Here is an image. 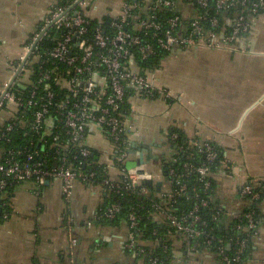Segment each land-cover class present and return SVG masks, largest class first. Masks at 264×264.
<instances>
[{"label":"built area","instance_id":"2783aa9c","mask_svg":"<svg viewBox=\"0 0 264 264\" xmlns=\"http://www.w3.org/2000/svg\"><path fill=\"white\" fill-rule=\"evenodd\" d=\"M96 2L58 0L53 4L29 36L20 60L12 65V79L16 75L17 79L13 84L11 79L0 94V193L28 183L39 196L47 181L61 182L71 251L78 244L71 215L77 182L101 187L109 196L136 193L143 182H158V176L147 163L127 167L133 157L135 131L130 123L133 100L175 99L171 90L158 85L157 69L145 67L143 63L159 51L165 54L175 49L237 51L238 42L248 36L256 18L264 15V0H216L215 15L210 17L206 11L208 0H195V3L192 0H124L116 15L108 12L111 20L106 24L103 20L97 22ZM179 5L184 6L181 14L174 12ZM188 6L199 13L190 23L186 22L191 14L184 12ZM231 9L241 10L235 20L227 17ZM169 12L160 21L159 15ZM223 20L230 22L228 28L222 25ZM204 21L209 22V28L203 25ZM15 85L26 88V94L18 95L13 89ZM28 124L33 138L27 147L9 148L14 133ZM97 131L110 143V152L105 158L96 156L90 169L85 171L89 159L95 156L88 141ZM21 134L28 135L25 131ZM165 139L169 147L178 148L179 134L167 131ZM188 144L200 146L206 161L200 166L186 162L182 173L170 169L167 178L163 176L169 188L156 195L168 206L163 208L154 203L155 212L150 217L169 226V236H178L188 252L209 250L218 256L220 264H243L241 255L245 245L258 236L264 225V214L257 220L255 211H246L227 223L229 213L209 199L214 192L209 166L218 159L219 153L208 141L199 145L198 139H188ZM28 146H37L38 150L29 151ZM182 148L176 149V155L182 153ZM185 154L187 159L192 158L191 153ZM177 161L178 156L170 157L169 162ZM97 167L104 172L102 180H97ZM190 175L198 176L205 198L199 206L178 216L169 210V203L186 194ZM240 193L250 201H259L264 196V181L250 178ZM140 194L150 195L145 188ZM196 197H200L198 192ZM201 208L212 212L214 220H224L237 233L242 231L245 222L246 238L228 240L210 234L208 222L200 216ZM120 211L121 206L113 204L101 218L114 220ZM11 215L10 202H0L1 223L9 221ZM240 217V222L234 223ZM128 223L127 249L144 258L147 264H164L155 249L163 247L167 254L169 247L158 232H153L159 237L153 244L139 237L141 225L134 212L130 213ZM204 235L206 240L201 247L195 241ZM236 247L235 254L229 255L228 249Z\"/></svg>","mask_w":264,"mask_h":264},{"label":"crops","instance_id":"0c3cea01","mask_svg":"<svg viewBox=\"0 0 264 264\" xmlns=\"http://www.w3.org/2000/svg\"><path fill=\"white\" fill-rule=\"evenodd\" d=\"M57 1L0 0V94L13 77L12 65L22 57L29 36ZM123 1L106 7L107 14L114 10L110 13L116 15ZM184 12L193 14L194 9L186 7ZM238 48L172 53L155 76L175 99L133 100L130 116L133 142L156 156L146 162L162 182L158 192L169 188L162 173L172 154L167 131L177 128L189 140L214 142L222 148L224 160L213 176L216 199L230 215L227 223L246 206L240 193L245 182L264 181V15L256 18ZM88 145L102 158L110 152V143L100 131ZM140 151L132 153V162L139 159ZM33 190L30 184H21L10 196L12 215L0 223V264H147L127 249L128 223L109 224L101 218L106 203L101 187L75 185L71 215L78 244L72 251L62 183L45 184L39 196ZM259 208L264 214V199ZM168 239L171 264H220L209 250L191 253L178 236ZM246 264H264V225L251 241Z\"/></svg>","mask_w":264,"mask_h":264},{"label":"trees","instance_id":"16d2710c","mask_svg":"<svg viewBox=\"0 0 264 264\" xmlns=\"http://www.w3.org/2000/svg\"><path fill=\"white\" fill-rule=\"evenodd\" d=\"M215 1L216 0H208V7L206 8V11L209 13L208 16H214L215 15ZM192 2L195 3V0H192ZM190 7V6H188ZM182 8H184V6L179 5L177 6L176 10L174 11L177 14H181L182 13ZM201 13H204L205 11H200ZM171 12L169 13H162L159 15V19L160 21L163 20L166 16L170 15ZM241 13L240 9H231L228 11L227 13V17H229V19L231 20H235L237 15H239ZM199 13L196 12V10L193 12V14H191V17L187 20L186 23H190L191 21H193V19H195L197 17ZM105 21L106 24H109L111 18L109 17V15L107 14L106 11H104L103 13H101L100 9L97 15V22L99 21ZM230 24L229 21L227 20H223L222 25L225 26L226 28H228V25ZM203 25L206 26V28H209V22L208 21H204ZM189 52V51H184L182 49H175L174 52ZM173 52V53H174ZM172 54V53H171ZM171 54H165L162 51L158 52V55H156L155 57H153L150 61H147L145 63H143V65L145 67H151L152 69H158L160 68V66L162 65L164 59L168 56H170ZM14 91L18 94V95H25L27 92V89L24 87H22L21 85H15L13 87ZM157 98V97H154ZM22 129V128H20ZM18 129V131L16 133H14L13 138H12V143L10 145L9 148H14L16 150H19L21 147H27L28 143L32 140V127L31 124H28L26 128L20 130ZM27 132L28 135L27 137H23L21 133L23 132ZM170 133H177L179 134V139L176 143V145L178 146V148L172 147V151H171V157L174 156H178V161L176 163L173 162H169V160L167 162H165L163 165V176H165L167 178L168 176V171L170 169H175L177 172L182 173L183 172V164L186 162H190L193 165L196 166H200L203 165L204 162L206 161V157L205 155L201 152V147L200 146H195V145H191L188 144V138L186 137L185 133L177 128H173L170 130ZM50 138V137H48ZM199 145H202L203 142H206L204 140H199ZM210 143L215 150L219 153V157L218 159H216V161L209 166L210 168V177L209 180L212 183V186L214 188V192H212L209 196V199L211 201V203L214 205L216 202L218 203L217 199H216V182L214 180V173L218 170V168L220 167L221 163L224 160V153L222 148L214 143V142H208ZM180 147L182 148V153L179 155H176V152L178 149L180 151ZM29 151H32V149L38 150L37 146L34 148H30L28 146ZM95 153V156L91 157L89 159L90 164L88 162V166H85V171H88L91 167V163L94 162L96 160V156L99 155V153L95 150H93ZM185 152H189L192 154V158L191 159H187V156L185 154ZM96 172L98 174L97 176V180H102L103 176H104V172L102 171L101 168H96ZM187 185H188V190L186 192L185 195L181 196V197H177L174 200H171L169 203V210L171 212H173L175 215L178 216H183L184 214L190 212L192 209H194L195 207L200 205V202L202 199L205 198L204 194H203V190L200 188L201 184L198 181V176L197 175H190L187 179ZM17 186L13 187V188H8L5 192L0 193V202H10V196L12 194V192L16 189ZM145 188L149 191L150 195H143L140 194V190L142 188ZM141 187L138 188L136 193H129V192H125L123 196L121 195H115V194H110L107 195L105 194V199H106V203L102 208L101 211V215H103V213L113 204H119L121 206V211L118 214V216L114 219V220H106L107 223L109 224H116L120 221H125V222H129V215L131 212H134L140 221V225H141V232L138 234L139 237L141 239L150 241L153 244L157 243V240L159 237H162V239L164 240L165 245H168L169 247V252L167 254H164V249L163 247L158 246L159 248H157V250L155 249V252L161 256L164 260V264H171V262L173 261V254H172V248H171V242L168 241V236L170 232V227L165 225V224H161L159 222H155L153 219H151V214L153 212H155V208L153 207L154 203H159L161 205V207L165 208L168 206V204H164L163 201L161 199H159L156 195L159 193L156 189V187H149L148 185H142ZM194 189H196L197 191H194ZM200 194V197H196V193ZM206 198L208 199V195L206 196ZM246 206L245 208L242 210V213L246 212V211H255V218L257 220L260 219V217L263 215V213L260 211L259 208V203L261 202L262 199H264V196L259 200V201H250V199L247 198H243ZM216 202H215V201ZM215 202V203H214ZM200 216L203 218V220H205L206 222H208L209 224V228L207 229L210 234L214 235L217 238H225L227 237L228 240H230L231 238H240V239H245L246 238V228H245V222L243 223V229L241 232L237 233L234 232L232 230L231 227H228L227 224L224 222V220L222 221H216L213 219L212 217V212H210L209 210L205 209V208H201L200 210ZM240 219H242L241 217L239 218V220L235 221L234 223H239ZM1 218H0V223H1ZM245 221V220H243ZM129 224V223H128ZM154 231L158 232L159 237L155 236L153 234ZM206 240V236H202L199 239H196V243H198L201 247L203 246L204 241ZM216 246V245H214ZM238 247L234 248V249H228V254L229 255H234L236 252V249ZM251 248V242L249 241L247 243V245H245L244 248V253L241 255V260L243 262V264H246V259L248 256V251Z\"/></svg>","mask_w":264,"mask_h":264},{"label":"water","instance_id":"95a60500","mask_svg":"<svg viewBox=\"0 0 264 264\" xmlns=\"http://www.w3.org/2000/svg\"><path fill=\"white\" fill-rule=\"evenodd\" d=\"M95 1H99V0H95ZM27 59H28V57H27ZM16 79H17V75L12 79L11 84H13ZM136 150L137 151L141 150L139 153V159L136 162H129L127 164L128 168H135L136 166H140V165L147 163L146 161H150L151 159L156 158V156H154L153 151L150 150L147 146L134 143L133 144V150L131 152L133 154H135V153H137ZM49 184H50V182L47 181L46 185H49ZM143 184L148 185L149 187H156L157 191H160L161 186H162L161 182L154 183L153 181H145V182H143Z\"/></svg>","mask_w":264,"mask_h":264},{"label":"rangeland","instance_id":"374dc122","mask_svg":"<svg viewBox=\"0 0 264 264\" xmlns=\"http://www.w3.org/2000/svg\"><path fill=\"white\" fill-rule=\"evenodd\" d=\"M114 1L115 0H99V1H97L95 4H97L98 5V7H99V9H100V11H101V13H103L104 11H106V7H109L110 6V4H115L114 3ZM94 6V5H93ZM114 10H110V12H113ZM109 12V13H110ZM114 13V12H113ZM112 13V14H113Z\"/></svg>","mask_w":264,"mask_h":264}]
</instances>
